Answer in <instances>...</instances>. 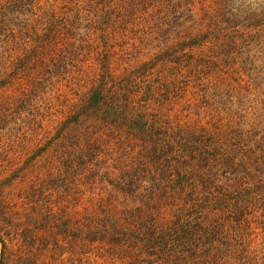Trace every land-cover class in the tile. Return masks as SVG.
<instances>
[{"label": "trees", "instance_id": "obj_1", "mask_svg": "<svg viewBox=\"0 0 264 264\" xmlns=\"http://www.w3.org/2000/svg\"><path fill=\"white\" fill-rule=\"evenodd\" d=\"M235 1L0 0V87H49L30 156L63 181L61 214L36 221L62 229L63 253L256 264L264 52L249 46L264 40V0ZM8 242L0 264L17 261Z\"/></svg>", "mask_w": 264, "mask_h": 264}, {"label": "rangeland", "instance_id": "obj_2", "mask_svg": "<svg viewBox=\"0 0 264 264\" xmlns=\"http://www.w3.org/2000/svg\"><path fill=\"white\" fill-rule=\"evenodd\" d=\"M249 49L254 60L263 56L264 40ZM8 52L7 49L0 53V76L5 74ZM25 76L0 87V240L9 241L6 255L9 253L17 260L13 264H128L100 246L93 247L87 258H78L74 250L63 253L62 229H53L55 236H49L43 225L36 222L46 212L45 207L61 214L63 181L49 179L44 169L46 157L32 160L35 118L46 113L50 94L48 84L40 87L43 92H38ZM22 87L28 88L26 95L21 94ZM59 87L58 92H63V86ZM61 116L60 112L56 118ZM23 186H29L31 192ZM262 235L250 253L256 264H264Z\"/></svg>", "mask_w": 264, "mask_h": 264}]
</instances>
